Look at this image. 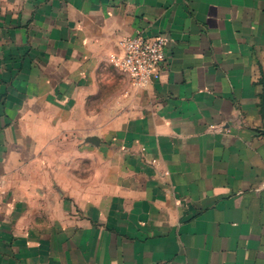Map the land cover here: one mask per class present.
Instances as JSON below:
<instances>
[{"label":"crops","instance_id":"1","mask_svg":"<svg viewBox=\"0 0 264 264\" xmlns=\"http://www.w3.org/2000/svg\"><path fill=\"white\" fill-rule=\"evenodd\" d=\"M263 89L264 0H0V264H264Z\"/></svg>","mask_w":264,"mask_h":264},{"label":"built area","instance_id":"2","mask_svg":"<svg viewBox=\"0 0 264 264\" xmlns=\"http://www.w3.org/2000/svg\"><path fill=\"white\" fill-rule=\"evenodd\" d=\"M119 53L110 56L111 64L129 76L137 88L148 85L159 77L166 66L168 40L163 35L125 36L118 40Z\"/></svg>","mask_w":264,"mask_h":264},{"label":"water","instance_id":"3","mask_svg":"<svg viewBox=\"0 0 264 264\" xmlns=\"http://www.w3.org/2000/svg\"><path fill=\"white\" fill-rule=\"evenodd\" d=\"M262 106H263V123H264V89H263V97H262ZM264 131V128H263Z\"/></svg>","mask_w":264,"mask_h":264}]
</instances>
